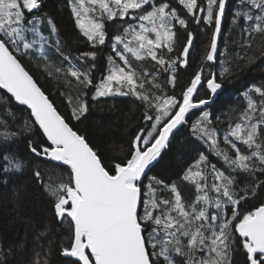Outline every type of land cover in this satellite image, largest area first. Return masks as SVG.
<instances>
[{
    "label": "snow or ice",
    "instance_id": "snow-or-ice-1",
    "mask_svg": "<svg viewBox=\"0 0 264 264\" xmlns=\"http://www.w3.org/2000/svg\"><path fill=\"white\" fill-rule=\"evenodd\" d=\"M45 2L0 0V98L6 101L5 108L14 109L7 113L11 122L0 121V169L24 171L27 162L10 149L25 135L34 157L54 162L53 167L66 166L67 182L56 185L44 182L38 168L34 172L51 198L53 222L62 233L67 229V243L61 242L56 250L64 264H235L236 255L243 264H264V202L242 209L264 190V84L243 93L246 107L227 123L224 148L209 127L210 112L202 107L212 101L194 100L205 84L214 99L229 76L264 61V0H237L232 13V23L247 24L243 32L251 54L238 56L243 64H237L235 72L225 69L208 78L198 69L183 86L176 73L188 64L195 39L190 23L211 30L202 64L215 63L229 0H65L79 32L72 43L94 49L75 58ZM112 25L116 34L109 40ZM177 26L186 31V42L172 55ZM105 46L114 55L107 56L106 74L94 84L95 65L86 70L81 66L95 61ZM33 61L45 78H63L66 87L94 88L93 101L131 96L143 105V123L132 134L123 159L106 161L87 135L70 125L30 70ZM59 95L66 96L71 119L82 123L89 112L86 93L75 98L63 91ZM193 109L200 111L193 113L191 135L208 145L223 166L201 152L180 176L194 188V198L186 200L177 183L149 173L183 134L181 128L188 125ZM29 223L37 238L53 231L43 222L39 227ZM25 247L26 240L10 244L6 253L0 252L4 257L0 264H10L8 257L22 254ZM52 254L50 241L43 255L36 253L33 264H40L41 258L43 264H51Z\"/></svg>",
    "mask_w": 264,
    "mask_h": 264
},
{
    "label": "trees",
    "instance_id": "trees-1",
    "mask_svg": "<svg viewBox=\"0 0 264 264\" xmlns=\"http://www.w3.org/2000/svg\"><path fill=\"white\" fill-rule=\"evenodd\" d=\"M236 3L237 0H229L226 8L215 63L202 64L211 30L207 26L198 27L190 23L189 30L194 32L195 39L190 49L187 66L177 70V83L179 85L183 86L186 82H189L198 69L203 70L202 74L205 78H208L210 73H216L219 76L225 69L235 72L236 65L243 64V61L237 59L238 56L244 55L245 52L251 54L246 45L243 32L247 27L246 22L232 23V13ZM44 7L54 17L61 36L64 38L67 48L72 50L74 58L81 52L94 50L86 43H72L79 32L76 29L70 9L65 6V0H46ZM177 27L179 28V26ZM44 30L45 32L48 30L46 25ZM107 31L108 39L111 40V37L116 34L115 25L109 26ZM186 36V31L179 28L176 52L172 55L178 54L181 45L186 42ZM256 47L257 43L254 42L252 45L253 50ZM109 54L114 55V53H111V49L105 46L95 61L88 60L86 65L81 66L82 70H86L90 65H95L91 69L94 84L99 83L106 74L107 56ZM132 62L134 65H140V62L134 60ZM25 63H28V61L26 60ZM35 63L33 61L29 64L30 70L35 74L46 94L55 102L59 111L68 118L70 125L79 129L82 134H86L90 143L99 150L106 161L112 158L123 159L131 142L132 134L143 123V105L131 96L100 97L93 101L91 97L94 94V88L85 89L82 86H75L76 81L70 76L67 77V80L75 87H66L63 78H45V76L39 75L34 67ZM144 63L150 66L152 62L146 61ZM145 70L148 69L145 68ZM223 84V89L214 99L208 94L206 84L194 95V100L207 98L212 101L202 107L210 112L212 123L209 127L215 130L218 143L222 148L226 147L223 144V135L227 131V123L235 121L240 111L246 107V99L243 93L252 85L264 84V61H257L255 64L244 68L243 71L235 72L234 75L223 81ZM60 91L73 98L77 93H86L83 98L88 100L89 112L82 123L71 119L72 110L68 105L66 96L59 95ZM5 104L6 101L0 98V121L11 122V116L7 113L14 111V109L11 106L5 108ZM199 111V109L191 111L188 117V125L181 128L183 134H178V139L173 142L171 149L165 151L159 163L149 173L150 176L162 177L169 184L177 183L186 200L194 198L195 192L192 185L180 180V176L183 170L198 158L201 152L206 154L211 163H215L218 167L223 166L222 159L209 151V146L205 145L202 140L192 136L189 131L191 123L196 119V115H193V113H199ZM0 131H3V129L0 128ZM33 139H36V137H33ZM27 145L28 139L25 135L18 137L10 149L12 153L27 162L22 173H4L0 169V252L6 253L8 246L17 240H26L24 252L17 254L14 258L9 256L8 259L10 264H33L36 253L39 252L43 255L44 249L49 247L51 241V247L53 248V254L50 257L51 264H64V258L60 257L56 250L61 242L67 243L65 238L67 229L65 226V231L62 233L53 222L50 215L52 211L51 198L41 184L37 182L34 172L38 168L42 173L44 182L56 185L61 181L67 182L66 175H63V169L66 166L53 167L54 162L34 157L28 150ZM241 147L243 148L242 145ZM244 183L245 179L241 177L240 185L243 186ZM165 194L167 195V193ZM261 202H264V190L258 193V198L250 197L247 203H243L242 209L245 211L254 209ZM17 206H19L18 215L14 211ZM29 221L37 222L38 227L39 222L48 224L53 228V231L48 233L47 237L37 238ZM3 258V255H0V259ZM234 261L235 264H243V259L239 255L234 256ZM40 264H43L42 258Z\"/></svg>",
    "mask_w": 264,
    "mask_h": 264
},
{
    "label": "rangeland",
    "instance_id": "rangeland-1",
    "mask_svg": "<svg viewBox=\"0 0 264 264\" xmlns=\"http://www.w3.org/2000/svg\"><path fill=\"white\" fill-rule=\"evenodd\" d=\"M195 95V94H194ZM194 110V109H193ZM192 111V110H191Z\"/></svg>",
    "mask_w": 264,
    "mask_h": 264
}]
</instances>
